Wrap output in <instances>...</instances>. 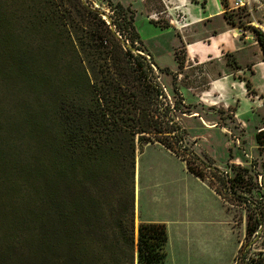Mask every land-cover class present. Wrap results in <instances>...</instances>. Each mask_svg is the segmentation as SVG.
Returning <instances> with one entry per match:
<instances>
[{
    "label": "trees",
    "instance_id": "1",
    "mask_svg": "<svg viewBox=\"0 0 264 264\" xmlns=\"http://www.w3.org/2000/svg\"><path fill=\"white\" fill-rule=\"evenodd\" d=\"M112 9L107 21L91 0H0V264H164L167 225L136 233L137 150L159 143L205 178L181 155L133 14ZM243 11L223 17L238 26ZM39 28L35 47L25 36Z\"/></svg>",
    "mask_w": 264,
    "mask_h": 264
},
{
    "label": "rangeland",
    "instance_id": "2",
    "mask_svg": "<svg viewBox=\"0 0 264 264\" xmlns=\"http://www.w3.org/2000/svg\"><path fill=\"white\" fill-rule=\"evenodd\" d=\"M110 1L111 5L109 0H91L107 21L117 3L133 14L143 41L137 43L139 53L151 64L166 96L163 102L171 107L177 132L184 138L187 152L181 155L203 173L202 181L219 190L233 218L234 228L222 231L221 258L220 229L211 252L197 254L194 247L187 248V228L184 232L169 228L164 264H264V141H257V135L264 134V55L252 31L264 32V0H251L250 13L236 14L233 20L242 27L228 25L231 19L223 17L234 0H228L226 7L222 0L216 5L208 4L212 0ZM13 21L16 30L27 26L21 13ZM43 33L39 28L25 39L37 47L44 41ZM149 159L147 155L141 160L136 227L152 221L149 218L163 221L162 209L171 207L170 201H153L146 169ZM183 185L178 181L176 188ZM249 219L256 233L247 238Z\"/></svg>",
    "mask_w": 264,
    "mask_h": 264
},
{
    "label": "crops",
    "instance_id": "3",
    "mask_svg": "<svg viewBox=\"0 0 264 264\" xmlns=\"http://www.w3.org/2000/svg\"><path fill=\"white\" fill-rule=\"evenodd\" d=\"M218 2L220 0H212L208 4L213 3V5H216ZM147 155H150L146 169L151 185L149 187L152 188L150 191L154 192L153 201L157 204L170 201L171 204V207H167L165 210L162 209L165 212L166 219L161 222H156L155 219L150 218L148 220L166 224L168 233L170 232L169 228H184L183 232L187 228L190 239L189 242H186L187 248L194 247L197 254L211 252V248L218 244L217 235L220 229L221 258L225 253L222 244L224 239L222 231L225 228H234L233 218L228 213L222 198L206 182L190 173L184 161L161 144H148L142 150H137V211H139L141 160ZM192 180L195 182L194 185H191ZM178 181L183 182L184 185L176 188ZM170 187L174 188L171 189ZM191 190L196 194L192 196ZM160 206L162 207V205ZM191 228L196 229V234H192ZM184 241L186 240L184 239ZM194 248L192 251L191 248L188 251V253H192L191 257Z\"/></svg>",
    "mask_w": 264,
    "mask_h": 264
},
{
    "label": "built area",
    "instance_id": "4",
    "mask_svg": "<svg viewBox=\"0 0 264 264\" xmlns=\"http://www.w3.org/2000/svg\"><path fill=\"white\" fill-rule=\"evenodd\" d=\"M250 1L251 0H234L233 4H230L229 10L249 7Z\"/></svg>",
    "mask_w": 264,
    "mask_h": 264
},
{
    "label": "water",
    "instance_id": "5",
    "mask_svg": "<svg viewBox=\"0 0 264 264\" xmlns=\"http://www.w3.org/2000/svg\"><path fill=\"white\" fill-rule=\"evenodd\" d=\"M137 236H138V225H137V230H136Z\"/></svg>",
    "mask_w": 264,
    "mask_h": 264
},
{
    "label": "bare ground",
    "instance_id": "6",
    "mask_svg": "<svg viewBox=\"0 0 264 264\" xmlns=\"http://www.w3.org/2000/svg\"><path fill=\"white\" fill-rule=\"evenodd\" d=\"M196 116V114H194ZM194 117V116H193Z\"/></svg>",
    "mask_w": 264,
    "mask_h": 264
}]
</instances>
